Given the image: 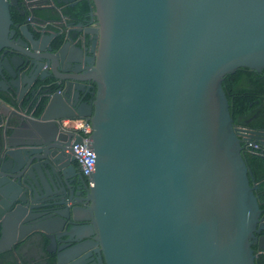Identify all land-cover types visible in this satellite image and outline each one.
Listing matches in <instances>:
<instances>
[{
	"label": "water",
	"instance_id": "water-1",
	"mask_svg": "<svg viewBox=\"0 0 264 264\" xmlns=\"http://www.w3.org/2000/svg\"><path fill=\"white\" fill-rule=\"evenodd\" d=\"M13 1L0 0V85L14 97L0 99V252L36 231L49 245L66 239L54 264H254L264 223L240 151L244 140L264 146V125H234L221 82L239 68L264 70V0H90L88 67L69 70L38 117L20 109L18 75L22 91L44 78L30 58L26 73L2 58L16 51ZM19 32L56 71L50 36ZM63 120L89 123L94 167L86 206L48 216V205L64 208L58 180L80 141Z\"/></svg>",
	"mask_w": 264,
	"mask_h": 264
},
{
	"label": "flooded vegetation",
	"instance_id": "flooded-vegetation-1",
	"mask_svg": "<svg viewBox=\"0 0 264 264\" xmlns=\"http://www.w3.org/2000/svg\"><path fill=\"white\" fill-rule=\"evenodd\" d=\"M83 1L87 2L89 5V10L85 14L71 18L64 13L67 12V10L75 9L78 4ZM8 10L12 22L9 26V32L14 31L9 41L14 48H16V51H13L11 54V51H8V53H4L2 58L5 56L12 58L13 65L20 73H26L28 68L25 63L28 61V58H30L35 64L33 69L34 73L32 75H38L44 78L42 82L35 81L31 87L22 91L20 90L21 81L18 75V91L16 93L21 97L20 109L27 112L30 105H36L41 97H46L58 90L61 92V87L65 82L64 79L71 76L67 73L69 70L82 72L88 67L87 62L90 56L91 42L94 41V38L97 36V33H93V31L97 30V24L92 19L91 13L93 12V6L90 0H14L13 4H10L8 7ZM52 16L54 18H51ZM23 25L27 26L31 39L40 40L43 36H50L48 46L51 52L56 54V60L60 61L56 71L52 73L48 72L49 69L47 67L40 65L39 56L30 53L28 46L23 48L19 44V29ZM58 39H61V42L57 48L53 49L52 45ZM67 43L69 44L68 46ZM8 54L10 55L8 56ZM1 55L2 50L0 51V56ZM71 62H75V64ZM4 83L5 85H0V99L5 101V103H11L14 97L10 94V88H8L6 82ZM44 84L54 85L44 88ZM13 106L16 108L15 104H13ZM31 112L32 111H29L27 113L31 114ZM0 114L3 115L2 118H5L8 115L7 108L0 106ZM10 120L14 119L11 117ZM1 127L2 126H0V138L3 132L5 133V131H7L1 129ZM262 129L263 128L251 131L260 132ZM243 144L246 146L247 144L253 145L254 150L261 146L253 143L252 140H244ZM37 150L39 149L34 150L36 156L39 155V151ZM3 153L4 145L0 141V157L3 156ZM70 166L71 167L66 166L62 168L65 171V177L60 181L58 180L59 187L56 191L58 195L56 202L63 203L64 208L48 205L41 210L48 216L52 215L54 212H61L63 214L66 208L70 209L78 205L82 207L86 206L84 198L86 197V187H89L88 183L75 162H72ZM43 202L44 201L38 198L33 200L35 206L48 204L47 202ZM260 219L264 223V216H261V214ZM74 226H76V224L71 223L68 226L65 224L63 229L56 234L59 235L62 233L66 227L69 228ZM260 235H264V233L261 232L256 236L259 237ZM65 240V238L59 237L55 245H49L38 232L33 231L22 241L17 242L14 249L0 252V264H49L50 254L54 251L56 252L57 248L61 249V246H63L61 242ZM253 251L257 253V251H255V246ZM51 263L54 264V260H52Z\"/></svg>",
	"mask_w": 264,
	"mask_h": 264
},
{
	"label": "trees",
	"instance_id": "trees-1",
	"mask_svg": "<svg viewBox=\"0 0 264 264\" xmlns=\"http://www.w3.org/2000/svg\"><path fill=\"white\" fill-rule=\"evenodd\" d=\"M88 10V3L83 1L75 9L67 10L64 13L73 18L85 14ZM60 42L61 39H58L52 45L53 49L57 48ZM221 89L234 125L249 130L263 128L264 70L256 72L239 68L233 74L223 77ZM45 103L46 97H41L36 105H30L27 112L32 111L31 114L38 117ZM240 155L248 171L249 185L255 187L253 195L261 211V216H264V147L259 146L258 149L254 150L242 143ZM45 241L47 242V240ZM251 248L254 250V246ZM52 260H54V255L50 254L49 264H52ZM254 264H264V252L257 255Z\"/></svg>",
	"mask_w": 264,
	"mask_h": 264
},
{
	"label": "built area",
	"instance_id": "built-area-1",
	"mask_svg": "<svg viewBox=\"0 0 264 264\" xmlns=\"http://www.w3.org/2000/svg\"><path fill=\"white\" fill-rule=\"evenodd\" d=\"M61 127L72 131L74 134L80 136V141L71 146L73 161L80 168L82 175L85 177L93 172L94 157L90 150L86 147L87 137L90 134V125L83 120H63ZM72 141V140H71ZM248 148H254L253 145L247 144ZM88 186H91L88 183Z\"/></svg>",
	"mask_w": 264,
	"mask_h": 264
}]
</instances>
